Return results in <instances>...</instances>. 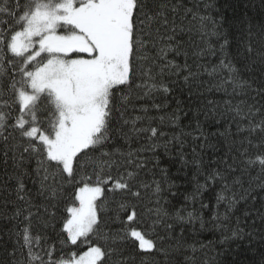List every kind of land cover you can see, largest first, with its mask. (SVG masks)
I'll return each mask as SVG.
<instances>
[{
	"label": "trees",
	"instance_id": "1",
	"mask_svg": "<svg viewBox=\"0 0 264 264\" xmlns=\"http://www.w3.org/2000/svg\"><path fill=\"white\" fill-rule=\"evenodd\" d=\"M160 2L168 4L164 14L169 23L166 27H161L155 20L144 22L146 29L150 28L153 35L159 28L160 35L155 37L154 42L147 38V31L141 37L144 47L139 50L140 55L136 60V83L143 84V87L130 94L124 89L118 94L117 103L128 105L129 118L137 115L151 118L137 121V127H155L164 132L166 137L148 139L150 132L145 131L141 138L137 139L136 133L130 132L131 125L125 127L124 131L130 132L132 139L127 144L123 139L119 140V143L124 145V156L117 154L113 157L120 166L118 173L114 168L112 174L116 179L123 176L131 185V190L115 189V179L104 185L105 195L97 201L100 206V225L91 240L103 244L110 234L130 231L133 228L146 232L149 236L156 233L163 235L165 225L172 223L175 226V237H182L183 247L179 251L174 252L172 247L165 244L160 251L145 254L125 244L122 245L125 254L113 257L110 264H120L121 260L125 264H175L177 260L179 264H264V172L256 160L259 154L257 148L247 144V132L237 130V124L244 129L249 125L243 118V113L237 114L232 107L241 100H247L251 104L253 97L256 102L264 104V99L257 96L255 91L264 80V60L261 59L264 57V0ZM174 5L177 6L175 11ZM217 29L221 33L227 32L231 43V47L223 53L219 49L217 36L213 35ZM173 32L175 37L169 40L168 37L172 36ZM222 59L226 63L230 61L234 68L241 70L239 87L232 85L227 68L220 66ZM168 61L181 66L187 62L188 67L196 73L195 77L185 83L183 76L187 74V70L184 69L180 75H175L173 69L165 67ZM162 68L165 69L163 72ZM244 81L251 87H247ZM217 85L222 86L220 90H217ZM163 86H168L170 91L164 93ZM137 92L141 95L147 93V97L138 99ZM125 96L127 99H124ZM6 98V95L0 94V111L5 114L7 109L3 104ZM153 102L166 106L157 110L152 108ZM131 105H135L137 110L132 111ZM141 105L147 106L149 111L140 112ZM173 113L179 119H171ZM160 116L165 119L161 121ZM201 132L208 136L214 148L200 147L204 143L203 138L196 137H200ZM7 134L8 132H4V135ZM173 137L178 139L174 140ZM180 141L184 143V155L188 160L186 166H182L179 161ZM242 141L244 148L248 149L249 157L255 161L252 164H247L248 157L238 155V152L242 151ZM166 142L167 154L164 147ZM153 143L157 145L155 153L148 150ZM193 148L196 149L195 154L192 152ZM129 151L132 152L131 157L127 155ZM137 152L140 153L139 157ZM154 156L160 159L159 167H154ZM126 158L133 161L146 158L149 163L144 170H139L134 164L126 163ZM37 159L38 157H33L28 165L25 185L30 197L26 194V198H31L34 204L41 205L47 204V201L44 197L37 196L36 191L45 172L41 169L39 175L36 174ZM242 159L245 163H241ZM199 160L203 161L199 169L200 174L197 167ZM231 161L240 165V169L224 173L228 176V190L222 191L223 181H209L205 189L201 190L202 194L197 193L196 199L193 200L192 194L197 183H205L204 171L216 168L224 170L225 162ZM81 163L87 173L92 174L93 169L99 173L102 161L97 152L89 153ZM161 169H167V172H162ZM127 173H132V176ZM11 174V161L6 168L0 159V261H7L14 250L21 260L24 259L17 243L18 240L22 243L23 217L11 222L8 219L14 212L11 202L15 201L17 184L15 179L8 178ZM48 177L46 185L54 187L59 193L58 198L52 201L56 207L48 205L49 213L55 211L56 215L51 218L45 214L44 208L40 207L38 215L49 219V227L44 229L36 220L33 224L38 225L37 230H30L28 234L33 240L34 255L42 254L35 243V237L39 235L42 240L46 239V247H54L55 258H67L71 252L77 251V245H72L66 239L67 233L62 231L61 221L67 216L66 208L78 203L74 199L77 186L69 184L54 168H49ZM102 178L107 179L106 176ZM92 182L95 183V177ZM157 183L161 185L160 193L156 192ZM137 192L139 195H134ZM8 194L10 202L6 205ZM218 194L225 197L219 203L216 199ZM47 195L50 197L51 193ZM185 197L188 199L185 200ZM202 203L205 207H201ZM121 205L125 207L121 208ZM179 209H183V221L176 219ZM31 211L36 213L37 208H32ZM188 212H193L197 219L189 221ZM4 213L7 215H3ZM133 213L136 214L133 220H128L127 217ZM13 225L17 227L13 234L9 235ZM237 229L238 237L234 235ZM62 240L65 241L63 244ZM157 242L159 243V240ZM78 244L80 252L88 248L87 244H80L79 241ZM164 249L168 250L167 254ZM32 264L39 262L33 260Z\"/></svg>",
	"mask_w": 264,
	"mask_h": 264
},
{
	"label": "snow or ice",
	"instance_id": "2",
	"mask_svg": "<svg viewBox=\"0 0 264 264\" xmlns=\"http://www.w3.org/2000/svg\"><path fill=\"white\" fill-rule=\"evenodd\" d=\"M176 7L173 6V11ZM167 9L168 4L160 0H0V94L7 97L3 104L7 113L0 111V121H3L0 123V159L6 168L11 161L12 174L8 178L17 181L15 201L11 202L14 212L8 219L11 222L23 217L24 223L22 243L17 241L20 255L24 259L21 260L14 250L8 260L0 261V264H32L33 260L39 264H110L113 257L125 254L122 248L125 244L145 254L158 252L165 244L172 247L174 252L183 247L182 237H175V226L172 223L165 225L163 235L156 233L149 236L148 233L133 228L110 234L103 244L91 240L100 225V206L97 201L105 195L104 185L115 179V189L131 190V185L123 176L116 179L112 174L114 168L118 173L120 166L113 157L117 154L124 156V145L119 140L123 139L127 144L132 139L130 132L136 133V138L140 139L145 131L150 132L148 139L166 137L164 132L155 127H137V121L151 118L141 115L129 118L128 105L118 104L117 101L118 94L124 89L129 94L142 89L143 84L136 83V60L140 55L139 50L144 47L141 37L147 31V38L154 42L155 37L160 35L159 28L153 35L150 28L146 29L144 22L155 20L161 27H166L169 23L164 14ZM213 35L217 36L222 53L231 47L227 32L221 33L217 29ZM174 37L175 32L168 39L172 40ZM178 48L177 45V55ZM261 59L264 60V57ZM220 66L227 68L232 85L239 87L241 70L223 59ZM165 67L173 69L175 75H180L186 69L187 74L183 76L185 83L196 75L187 62L181 66L168 61ZM164 70L162 68L161 72ZM243 83L251 87L247 81ZM221 87L217 85V90ZM169 91L168 86H163L164 93ZM255 91L257 96L264 99V80ZM146 97L147 93L141 95L137 92L138 99ZM252 99L251 104L247 100H241L232 107L237 114L243 113V118L249 125L244 129L237 124V130L247 132V144L257 148L259 154L256 160L264 172V104L256 102L255 97ZM164 106L166 104L152 103V108L157 110ZM131 107L132 111L137 110L135 105ZM139 111L147 113L149 109L141 105ZM170 118L179 119L175 113ZM159 119L163 121L165 117L160 116ZM128 125H131L130 132L124 131ZM197 129L199 130V125ZM4 132L8 134L4 135ZM201 137L204 143L200 147H215L202 132L196 139ZM156 147L153 143L148 150L155 153ZM164 147L167 154V142ZM241 149L238 155L248 157L247 164L254 163L248 155V149L244 148L243 141ZM97 152L102 161L99 173L93 169L92 174H88L81 160L89 156V153ZM192 152L195 154L196 149L193 148ZM127 155L131 157L132 152L129 151ZM139 156L140 153L137 152V157ZM33 157H38L36 174L39 175L41 169L45 172L40 178L36 195L44 197L47 204L36 205L31 198H26V194L30 197V193L26 188L25 178ZM153 158L154 167H159V157ZM179 161L182 166L188 164L183 141L179 142ZM125 162L134 164L139 170H144L149 163L146 158H138L136 161L126 158ZM225 163L224 170L216 168L204 171L205 183H197L192 194L193 200L197 193L202 194L201 190L205 189L209 181H223L222 191L228 190V176L224 173L238 171L240 165L235 161ZM241 163L245 161L242 159ZM202 164V160L197 162L198 174ZM49 168L56 169L69 184L77 186L74 199L79 202V206L66 208L67 216L61 221L62 231L67 233L66 239L72 245H77V251L71 252L67 258H55L54 247H46V239L42 240L39 235L35 237V243L42 254L34 255L33 240L28 234L30 230H37L38 225H34L33 221L38 220L44 229L49 227V219L38 215L40 207L44 208L49 217L54 218L56 215L55 211L49 213L48 210V205L56 207L52 201L59 196L54 187L46 185ZM161 171L166 173L167 169ZM127 175L132 176V173ZM104 176L107 179L102 178ZM93 177L95 183L92 182ZM49 192L50 197L47 195ZM156 192H161L159 183L156 185ZM134 195L138 196L139 193ZM9 198L10 194L6 196V205L10 202ZM224 198L219 194L216 197L218 203ZM201 207L205 205L202 203ZM32 208H37V212H32ZM182 211L183 209L177 210L176 219L179 221L185 219ZM3 215L6 216L7 213ZM135 215L133 213L127 219L133 220ZM187 218L193 221L197 216L188 212ZM16 227L13 225L9 235L13 234ZM234 235L239 236V229ZM78 241L88 245L87 251H79ZM64 242L61 241L62 244ZM164 250L167 254L168 250ZM120 264L125 262L121 260ZM175 264H179V261Z\"/></svg>",
	"mask_w": 264,
	"mask_h": 264
},
{
	"label": "rangeland",
	"instance_id": "3",
	"mask_svg": "<svg viewBox=\"0 0 264 264\" xmlns=\"http://www.w3.org/2000/svg\"><path fill=\"white\" fill-rule=\"evenodd\" d=\"M73 206L78 207V206H79V202H78L76 205H73ZM136 230L141 231V230H139V229H136ZM84 251H87V248H86Z\"/></svg>",
	"mask_w": 264,
	"mask_h": 264
}]
</instances>
